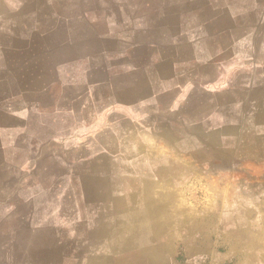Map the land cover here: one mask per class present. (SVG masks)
<instances>
[{
	"label": "crops",
	"instance_id": "obj_1",
	"mask_svg": "<svg viewBox=\"0 0 264 264\" xmlns=\"http://www.w3.org/2000/svg\"><path fill=\"white\" fill-rule=\"evenodd\" d=\"M80 1L88 4V0ZM0 2L15 3L16 7L29 4V0ZM93 2L100 6L94 15L100 28H90L87 12H82L80 18L86 22L78 39L94 42L72 41L68 18H59L40 36L35 26L43 19L39 8L46 5L51 9L50 0H32L34 10L21 18L9 20L1 15L0 36L8 40L67 39L58 50L55 45L47 49L48 70L66 76L77 71L75 84L84 88L83 93L64 100L82 101L86 106L92 102L95 119L104 120L110 114L107 125L117 127L119 134H139L140 129L152 128L146 135L161 134L167 139L177 135L175 146L182 152L186 147L193 149L192 141L203 136L208 144L201 149L216 156V165H225L226 161L220 163L217 156L222 150L225 155L233 150L222 149L212 141L213 136L223 135L240 140L234 161L261 160V146L243 147V99L248 101L255 95L250 90L243 97V68L252 65L251 44L264 28L263 24L260 30L264 0ZM50 9L44 18L55 17ZM252 13L256 25L250 24ZM106 42L115 47V59L109 58ZM7 70L6 63L2 67L1 62L0 72ZM96 75L100 77L91 83ZM253 78L254 91L264 87V78ZM2 86H7V80L1 77ZM22 104L17 102L14 111L8 110L6 95L0 98V264H194L201 261V252H206L204 257L214 264H263L261 257L249 256L233 262L230 254L215 249L214 232L208 244L212 249H206L199 233L193 234L194 228L182 236L183 228L169 222L151 224L148 239L131 235L121 238L119 215L114 214L118 207L113 204V197L120 196L116 183L121 165L118 160L114 162L117 156L108 154L119 148L89 143L81 137L72 142L73 136H86L97 129L86 124L65 128L66 135L53 137L52 143H29L23 136L22 113L31 107ZM120 121L127 122L128 128L120 126ZM160 121L179 129L163 128ZM9 122L16 125L9 127ZM129 139L121 142L120 150L135 158L142 147ZM104 155L110 157L111 171H88L89 166H103ZM108 176L112 191L105 192L103 183ZM109 195L111 203L104 201ZM162 208L168 215V207ZM170 219L167 216L166 221ZM153 227H161L167 234L157 239Z\"/></svg>",
	"mask_w": 264,
	"mask_h": 264
},
{
	"label": "rangeland",
	"instance_id": "obj_2",
	"mask_svg": "<svg viewBox=\"0 0 264 264\" xmlns=\"http://www.w3.org/2000/svg\"><path fill=\"white\" fill-rule=\"evenodd\" d=\"M31 1L29 0V4L24 7H16L17 5L11 2L8 4L0 2V16L6 15L11 20L31 14L34 10ZM50 2L53 3L51 9L46 5L39 8V14L43 19L35 26L40 36L47 33L49 27L57 24L59 18H68L71 19L72 41L94 42L89 38L78 39L80 28L86 22L80 17L82 12H87L85 15L89 21L86 24L93 29L100 28L101 24L94 17L100 6L95 7L93 0H88L87 5L80 0ZM49 9L55 16L52 19L44 18L48 15ZM158 14L160 12L156 15ZM253 14L250 16L252 20L250 24L256 25L257 18ZM155 24L157 23L150 22L149 25ZM263 24L264 22H261L260 30ZM66 40L59 36L55 39L34 40L29 38L8 40L0 36V51L5 47L0 53V65L2 62L3 67L6 63L8 68L6 73L0 72V78L7 80V86L0 87V98L3 99L6 95L8 110L14 111L17 102L18 105L23 102L24 106L29 104L31 107L24 109L22 113L25 117L22 124L25 140L29 143L47 144L55 141L53 137H61L59 134L66 135L63 131L65 128L85 124L88 128L97 127L86 136L83 134L73 136L71 141L74 142L76 138L81 137L82 140L87 138L89 143L97 142L112 146L110 148H119L117 151H108V154L117 156L114 162L119 161L121 165L119 182L116 183L120 196L113 197V204L115 206L117 203L118 207L114 214L119 215L121 238L131 235L134 238L148 239L151 237L149 231L152 228L151 224L169 222L179 224L183 228L180 231L182 236L191 233L190 229L194 228L193 234L199 233L206 242L202 248L206 249H212L208 244L209 238L214 236H211V233L214 232L217 241L215 249L221 254H230L233 262L243 261V256H249L261 257L264 264V87L253 90L255 86L253 77L256 75L264 78V28L260 37L255 38L251 44L254 50L251 56L252 65L243 68V97L250 90L255 93L248 101L243 99V147L245 149L254 144L261 146L263 155L259 161L248 158L234 161L233 157L236 158L237 152L235 150L241 145L239 138L225 139L223 135L213 136L212 141L217 142L222 149L233 150L231 154L226 155L222 150L217 156L220 163L226 161L225 165L224 163L216 165L217 162L214 160L216 156L212 157L201 149V145L208 144L203 136L192 141L193 149L186 147L182 152L175 146L177 135H172L174 139L171 135L168 139L161 134L146 135L153 130L152 128L140 129L139 134L122 135L116 130L117 127L115 129L108 127L110 114L104 120L95 119L92 102H88L86 106L82 101H65L64 97H74L83 93L84 88L75 84L74 80L78 78L77 71L68 72L66 76L63 72L48 70L47 49L55 45L58 50ZM104 46L110 51L109 58L115 59L118 53L116 54L113 44L106 42ZM118 63L115 62L116 65ZM99 77L100 75L93 76L91 83L96 82ZM15 125V122L8 124L9 127ZM22 125L17 124L18 127ZM119 125L128 128L127 122L120 121ZM160 125L163 128L179 129L171 123L160 121ZM129 138L136 142L138 147H142L135 158H128V155L120 150L121 142ZM169 139L171 140L168 141ZM197 146L199 149L194 148ZM102 159L103 166H89L88 171L109 173L112 169L109 165L111 161L109 155L102 156ZM229 160L232 162L231 165L227 164ZM115 166L116 163L114 171L117 168ZM104 181V191H112L110 176L105 177ZM104 201L111 203L110 195L105 197ZM163 206L168 207V215L163 214L161 210ZM167 216L171 217L168 221ZM152 232L157 239H163L167 234L161 227H153ZM206 254L201 252V261L194 264H214L209 258L204 257ZM249 264L260 263L257 261Z\"/></svg>",
	"mask_w": 264,
	"mask_h": 264
}]
</instances>
